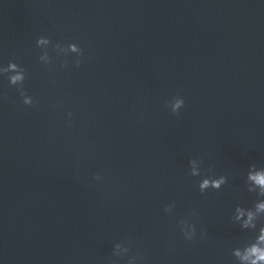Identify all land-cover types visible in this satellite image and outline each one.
Masks as SVG:
<instances>
[{
	"label": "water",
	"instance_id": "obj_1",
	"mask_svg": "<svg viewBox=\"0 0 264 264\" xmlns=\"http://www.w3.org/2000/svg\"><path fill=\"white\" fill-rule=\"evenodd\" d=\"M42 34L78 42L82 63L42 65ZM13 59L36 103L0 77L4 264H112L118 240L144 264H238L230 249L253 234L231 210L252 206L243 177L264 167V3L0 0V63ZM193 157L228 184L200 193ZM193 209L207 235L185 241Z\"/></svg>",
	"mask_w": 264,
	"mask_h": 264
},
{
	"label": "clouds",
	"instance_id": "obj_2",
	"mask_svg": "<svg viewBox=\"0 0 264 264\" xmlns=\"http://www.w3.org/2000/svg\"><path fill=\"white\" fill-rule=\"evenodd\" d=\"M264 3V0H260ZM36 47L40 50L39 62L44 66L53 65L59 61L61 68L69 66V60L76 66L82 63L84 50L81 45L74 41L53 40L49 35H39L35 40ZM0 77H4L8 84L15 88L21 97V103L25 106H33L36 99L25 87L28 79L26 68L16 60H9L7 64L0 63ZM167 108L173 114H180L185 107L183 96L176 95L166 101ZM67 117H72V112H67ZM203 159L198 157L190 158L188 161V175L198 178L196 187L200 193L209 190L219 191L229 182V177L225 174H216L211 170L205 171L202 167ZM99 181L101 175L96 173L93 177ZM243 184L247 192L255 193L256 199L252 206L246 207L241 203H236L231 210L230 220L238 224L241 229L251 230L252 238L242 246H233L230 255L235 258L238 264H264V167L250 165L243 177ZM176 205L169 203L164 206L163 211L172 215ZM197 216L195 209L191 210L186 217L177 220V226L185 241H193L199 235L205 238L207 233L203 227L197 228L194 217ZM112 256L117 258L112 264H144L143 257L133 251L131 243L127 240L113 242ZM0 264H4L0 258Z\"/></svg>",
	"mask_w": 264,
	"mask_h": 264
}]
</instances>
